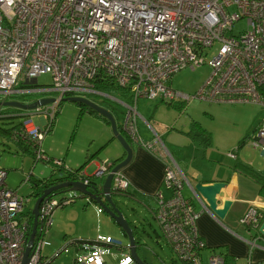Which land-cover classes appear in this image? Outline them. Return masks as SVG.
Here are the masks:
<instances>
[{
  "label": "built area",
  "instance_id": "obj_1",
  "mask_svg": "<svg viewBox=\"0 0 264 264\" xmlns=\"http://www.w3.org/2000/svg\"><path fill=\"white\" fill-rule=\"evenodd\" d=\"M239 22L246 28L235 33ZM204 65L212 72L194 95L168 85L180 71ZM47 74L51 85L35 86ZM102 87L120 95L114 99L126 109L120 126L130 143L164 161L161 187L169 195L159 189L153 211L161 237L181 264H204L206 244L197 228L199 213L184 195L187 186L194 192L193 187L175 165L157 126L141 116L138 105L147 100L188 106L201 100L254 105L264 113V0H0V102H20L8 99L32 93L53 94L20 102L54 99L33 110L3 115L5 109L0 108V118L21 117L11 141L34 153V165L46 162L55 173L62 167L72 171L64 161L48 157L42 144L65 98L106 95ZM140 121L151 132V140L143 138ZM249 141L264 155V115ZM227 156L237 159L235 151ZM115 166L105 161L94 177L105 180ZM7 176L0 166V264H23L33 228L27 209L30 199L20 189L10 188ZM80 182L88 185L89 181ZM111 188L114 195H125L130 182L118 171L113 173ZM74 202L53 198L41 205L40 230L27 264L52 262L43 251L53 215ZM263 213L257 205H249L238 224L264 239ZM249 243L257 246L256 241ZM207 261L229 264L218 252ZM246 264H264V260L249 258Z\"/></svg>",
  "mask_w": 264,
  "mask_h": 264
},
{
  "label": "rangeland",
  "instance_id": "obj_2",
  "mask_svg": "<svg viewBox=\"0 0 264 264\" xmlns=\"http://www.w3.org/2000/svg\"><path fill=\"white\" fill-rule=\"evenodd\" d=\"M245 28V23L239 22L236 24L235 33L243 31ZM211 72L212 68L208 65H204L195 70L185 69L172 76L168 85L172 89L181 91L185 94L194 95L211 75ZM51 82L52 78L50 75H42L38 78V82L35 86L45 88L49 87ZM101 91L106 95H88L87 98L99 106L103 108L105 107V109L112 113L116 123L121 125L124 121L126 109L121 103L115 100L121 98L120 95L113 88L102 89ZM44 96H53V94L32 93L26 96L12 97L8 100H18L20 102L25 101L28 103ZM146 101L147 100H141L139 102L138 112L147 120L152 119V122L157 123V132L161 135L165 148L171 152L170 154H172L175 159L177 158L175 154L177 149H187L190 144L191 146L192 144L199 145V147L201 146L198 141L188 135L192 128V124L196 122L212 134L213 143L212 146L207 148V150H213L211 151L213 160L219 162H221L220 160L230 161L229 158L226 157L229 152H232L230 145L237 142V140H240V135L242 134L241 131L250 124V121L254 116V110L247 108L253 107V105L250 106L248 104H220L195 100L188 106L177 109L175 107L176 105H170L163 101ZM254 107L261 109L258 106ZM0 108L7 111H16L18 109L3 106ZM81 111L82 109L78 104L63 101L60 105V112L56 117L52 132L42 144V150L46 152L48 157L62 159L65 165L74 169L87 167L89 162L98 156H100L98 158H101L102 160L109 157V159L116 162L117 165V157L107 156L109 154L108 152L113 151L114 146L122 147L119 140L115 138L112 141L110 139L111 137H114L112 128H108L106 124L93 115L85 112L81 113ZM261 112L263 116V109H261ZM19 118L21 117L0 119V126L4 123L3 126L7 127L9 125L7 122L10 123L12 120L18 122ZM161 124L168 126L170 128L169 133L173 136H163L161 134ZM141 130V133H143L142 136L144 135L143 137L149 135V131H146L144 127ZM249 136H247L245 140L247 142L245 144L246 146L251 145ZM242 138L243 137H241V140ZM184 152L187 154V152L190 151L184 150ZM23 155L24 153L18 148L17 144L13 143L10 138L0 133V162L9 170V177L6 182L11 188H20V185L25 183L24 180L27 179L32 167H34L32 160L33 157L31 155L22 157ZM200 163H203V167L205 165H209L207 167H212L211 163L213 162L204 158L197 160V166H199ZM198 170L199 169H196V171ZM53 172L54 168L52 164L39 162L35 165V168L31 173L34 174L33 178L43 179L50 177ZM92 173L93 169L89 171V174ZM187 189L185 190L186 195L189 193V188ZM19 191L23 196L31 194V188L27 184L23 185ZM65 196L79 198H77L76 202L73 204L58 208L55 211L54 226H52L50 232L45 238L48 245L43 251L44 255H47L49 259H54L57 252L67 246L72 239H79L80 232L85 233L86 230L91 232L93 227L96 229L98 228L96 221H94L96 219L95 214L94 219L91 214H84L85 209L88 208L89 205L87 199L81 197V193L69 191L58 195L57 198ZM30 199L33 201L31 203L29 202L28 208H31L32 210L35 205V199L32 197ZM114 200L126 218L129 216L130 220H139V223L143 222L144 224L143 228L145 229L146 234L143 233L142 227H140V225L138 226L140 228V235L144 237V246L139 250L142 257L148 258L149 260H147L150 264H181L174 257L165 240L161 237L159 226L149 212H143L138 209L139 213H135V211L130 210L124 205L126 197L122 195H114ZM132 205L134 204L129 201L128 206ZM74 208H76V210H73ZM59 213H65L68 217V225H66V227L64 226L67 237H64L65 233L60 231L59 233L56 232L55 235H57V237L55 239L51 232L58 230L57 218ZM106 215L109 216L108 214ZM131 216L134 217V219H132ZM73 218L74 222L72 223ZM114 225V229L117 233L114 235L123 239L125 244L129 245V241L122 232V229L116 224ZM108 232L111 233V231ZM82 256H84V250H79L76 246L70 244V246L56 259L52 260L51 264H74V260H79ZM203 258L204 264H208L207 257L204 254ZM112 260L113 261L111 262H114L115 264H121L119 258H113ZM239 264H241V262H239Z\"/></svg>",
  "mask_w": 264,
  "mask_h": 264
},
{
  "label": "crops",
  "instance_id": "obj_3",
  "mask_svg": "<svg viewBox=\"0 0 264 264\" xmlns=\"http://www.w3.org/2000/svg\"><path fill=\"white\" fill-rule=\"evenodd\" d=\"M175 107L177 109H181L184 106L178 104ZM253 107H247L250 110H254V116L250 121V124L241 131L242 134L240 136L243 137L242 140L240 137V140H237V142H234L233 144L230 145V147L232 148L231 151H235L237 155V159L235 161L229 158L228 156L226 157L229 158L230 161L220 160L221 162H219L213 160L211 155V151L213 150L209 151L201 146L199 147V145L197 146L196 144H192V146L190 144L189 148L187 149H183V150L177 149V152H175L177 157L176 159L171 154L173 156L175 165L179 169H181V171L186 175L191 185L201 182L202 184L220 183L226 186V192L223 201L225 200L231 201L232 206L230 207V210L227 213L225 219H223L222 221L217 220L208 211L205 202L201 198H199L196 193L190 190L188 186L187 188H189V193L187 195L185 194V190L187 189L186 188L184 190V195L187 199H189L193 203L196 211H198L199 213V218L197 220V228L202 240L206 244V249L203 252V254L206 257H208L212 252L222 253L226 256L227 262L229 264H239V262H241V264H246L249 258L254 261L264 260V239H257L256 231L249 230L238 224V219L246 211L249 205L252 204L257 205L258 207L262 208L264 212V188H263L264 181L260 179L261 176L264 177V155L258 152L257 150L253 149L251 145L250 146L245 145L247 143L245 141L247 136H249L253 132V130L257 127L258 123L260 122V118L262 117L261 109L257 107L254 108ZM141 116L144 119H146L143 115ZM149 121L152 122V119ZM152 123L155 125L157 124L154 122ZM117 126L120 125L117 124ZM109 127L111 126H108V128ZM143 127L146 131H149L147 126L144 124V122L140 121L139 122L140 131H142L141 129ZM160 127H161V134L163 136L164 135L173 136L171 133H169L170 128L168 126H166L165 124H161ZM148 134L149 135L147 137H143L145 140H151L152 138L151 132L149 131ZM115 138L116 137L114 136L111 137L110 139L113 141ZM212 143L213 142H211V146ZM130 145L133 149L132 160L126 167H124L121 170L122 174L130 182V189L127 193L128 197L124 196L126 197L124 205H126L127 208H129L130 210L135 211V213L138 212V209L142 210L143 212H149L151 216L154 218L153 211L156 207V200L154 198V195L159 189H162L161 186H162V180L165 170L164 161L150 154L143 148L137 147L136 145H132V144ZM113 148H114L113 151L108 152L109 154L107 156L117 157L118 159L117 163L122 162L126 158V152L124 148L116 147V146H114ZM184 150L186 151L188 150L190 152H187L186 154ZM22 157H27V155H23ZM98 157L93 158L89 162L87 167L81 169L84 176H91V177L94 176L95 173L101 168V166L105 161L107 160L111 161L109 157L103 160ZM204 158H207L208 160L213 162L211 163L212 167H207L209 165H205L203 167V163H200L199 166H197V160ZM0 166L6 169L5 165H3L1 162H0ZM242 166H247L251 171L255 173V176L250 172V170L249 171L243 170L241 168ZM67 167L72 168L70 166ZM34 168L35 165L34 167H32L27 179L24 180L25 183L20 185L21 187L25 184L29 185L31 191H32V186H31L32 183L30 180H28V178L34 177V174L31 173L34 170ZM91 169H93V173L89 174V171H91ZM196 169L199 170L196 171ZM6 170L8 172V176H7L8 178L9 170L8 169ZM43 179L38 178L37 180H43ZM20 188H12V189H20ZM162 191L165 196L169 195L167 191L163 189ZM26 197H29L30 199L32 196L30 197L29 195ZM32 201L33 200L30 199V203ZM36 201L37 199H35V202ZM129 201L132 202L134 205L128 206ZM88 205L89 207L85 209L84 214L86 215L91 214L93 219L95 214L96 219L94 221H96L98 228L96 229L93 227L91 232L87 230L85 233L80 232V238L72 239L70 243H68L67 246H65L63 249L69 247L70 244L76 246V248H82L81 250H84V256H82L79 260H77L79 264H115L114 262H111L113 261L112 260L113 258H119L121 260V264H136L130 255L128 248L129 245L125 244L123 239H120L118 238V236L114 235L117 233L114 229L115 223H113L112 219L109 216H107L103 212V209L98 207L97 205L93 203H90ZM27 209L29 211L31 208H27ZM73 210H76V208H74ZM54 216L55 213L53 215V226H54ZM127 217H128L127 218L128 221L131 222V224L135 227L136 231H138L139 234H140V228L138 227L139 225L140 227H142L143 233H145V229L143 228L144 225L143 222L139 223V220H130V217L129 216ZM67 218L68 217L66 216L65 213H59L57 218L58 230L51 232L53 233V237H55V239L57 237V235H55L56 232L59 233L60 231L62 233H65L64 237H67L66 236L67 234L64 230L66 225H68ZM132 219H134V217H132ZM73 222H74V218L72 220V223ZM108 231H111V233H109ZM140 238H141L140 239L141 242L144 243L143 242L144 237L140 235ZM249 241H256L257 246L252 247ZM47 245L48 244L46 241V248ZM63 249H60L57 252V254ZM45 257L48 256L45 255Z\"/></svg>",
  "mask_w": 264,
  "mask_h": 264
},
{
  "label": "water",
  "instance_id": "obj_4",
  "mask_svg": "<svg viewBox=\"0 0 264 264\" xmlns=\"http://www.w3.org/2000/svg\"><path fill=\"white\" fill-rule=\"evenodd\" d=\"M33 82H36L34 80ZM54 99H41L37 102L32 104H24L17 101H5L0 102V106L3 107H14L21 110H33L39 106L46 105L48 103L53 102ZM64 101L78 103L88 108L92 109L96 113L100 114L102 117L108 120L114 136L119 140L122 147L126 152V158L118 163L112 170V173L109 174L103 183L102 186V196H97L92 194L86 184L82 182H64L59 185L53 186L51 188L46 189L42 196H40L37 201L35 202L34 208L32 210V214L34 217L33 221V228L31 235L29 237L26 250L24 253V261L23 264H27L29 260V256L31 253L32 246L35 241V237L37 235L38 230H40L39 218H40V207L41 205L48 200V196L54 192L58 191L62 188H69V191H76L81 193L84 196H88L97 202L103 211L107 213L111 219L115 221V223L122 229V231L126 234L129 240V252L136 264H147L144 259L139 255L137 251V244L136 239L133 233V228L130 226L129 221L121 212L120 208L118 207L117 203L113 200L114 194L112 193V180H113V173L121 171L124 167H126L132 160L133 157V149L129 142L125 139V137L120 133L115 118L113 117L112 113L107 109L99 106L98 104L90 101L86 98L81 97H67ZM194 192L197 194L199 198H201L208 209V211L219 221L225 219L227 213L232 206V202L229 200L223 201L226 186L224 184L215 183V184H202L198 182L192 185ZM223 203V204H222ZM260 232L264 235V222L261 226Z\"/></svg>",
  "mask_w": 264,
  "mask_h": 264
},
{
  "label": "trees",
  "instance_id": "obj_5",
  "mask_svg": "<svg viewBox=\"0 0 264 264\" xmlns=\"http://www.w3.org/2000/svg\"><path fill=\"white\" fill-rule=\"evenodd\" d=\"M102 89H105V88L102 87ZM76 104H78V103H76ZM78 105L82 109L81 113L85 112V113L91 114L94 117H96V118L100 119L101 121H103L106 125L110 126V123L108 122V120L105 119L104 117H102L100 114L96 113L95 111H93L92 109L88 108L87 106H84V105H81V104H78ZM170 105H172V104H170ZM5 111H6V113H4ZM5 111L2 113L3 115L4 114H13L14 112L19 111V110L17 109L16 111H7V110H5ZM5 116H6L5 118L3 116L0 119L14 118L12 115H5ZM3 124L4 123H2L1 126H0V133L2 135H4V136L10 138V140H12L11 136L14 133V130H16L18 128V124L19 123H17L15 120H12L10 123L7 122V124H9L7 127L3 126ZM118 129H119L120 133L125 137V139L130 143L129 139L127 138L125 133L122 131L121 126H118ZM188 135H190L193 139L199 141L201 147H203L204 149H207L209 146H211L212 134L210 132L206 131L202 126H200L196 122H194L192 124V128H191L190 132L188 133ZM17 145L22 150L24 155H31L33 157V163H34V157H35L34 153L32 151H30V149L27 146H23V145H21L19 143ZM59 160H62V159H59ZM120 161H122V160H120ZM241 168L243 170H245V171H249L250 170L247 166H242ZM81 169L82 168H78V169H72L71 168L72 171L67 173L64 170V168L62 167V168L56 170L57 173L53 172V174L50 177H47V178H45L43 180L33 179L32 177L29 178V180L32 183L31 184L32 191H31L30 196H32L35 199H38L40 196H42L43 192L46 189H48V188H51L53 186L59 185V184L64 183V182H78V181L80 182L81 180H88L89 181L87 187H88V190L92 194L97 195V196H102L103 195L102 186H103L104 180L103 179H97L94 176H92V177L91 176H84V175L80 176L78 173L81 172ZM250 172L255 176V173L253 171L250 170ZM260 179L264 181V177L261 176ZM263 188H264V182H263ZM65 192H69V188H62V189H60L58 191L52 192L48 196V200H51L53 198H57L58 195L63 194ZM123 196H127L128 197V194L127 195H123ZM81 197L82 198L83 197L86 198L88 204L93 203V204H95V205H97L98 207L101 208V206L97 202H95L93 199H91L90 197L84 196V195H82ZM77 198H79V197H68V196H65V197L58 198V199L59 200L72 199V200H74L76 202ZM28 213H29V216L31 218V224L33 225L34 217H33V215H31V209L28 211ZM113 222L115 223L114 220H113ZM129 224L133 228V233H134V236H135V239H136V244H137V251H138L139 255L141 256L139 250H140V248L142 246H144V244L140 240V234L138 233V231H136L135 227L131 224L130 221H129ZM125 236H126V234H125ZM37 237H38V235H37ZM67 248L68 247H66L65 249H67ZM65 249L60 251L54 257V259H56ZM77 249L81 250L82 248H77ZM142 258L144 259V261L147 264H150L146 258H144V257H142ZM54 259H52V260H54ZM49 264H51V263H49ZM74 264H79V263H78L77 260H75Z\"/></svg>",
  "mask_w": 264,
  "mask_h": 264
},
{
  "label": "bare ground",
  "instance_id": "obj_6",
  "mask_svg": "<svg viewBox=\"0 0 264 264\" xmlns=\"http://www.w3.org/2000/svg\"><path fill=\"white\" fill-rule=\"evenodd\" d=\"M15 129V128H14ZM55 174V173H54ZM64 175V174H63ZM75 176V175H74ZM46 185V184H45Z\"/></svg>",
  "mask_w": 264,
  "mask_h": 264
},
{
  "label": "flooded vegetation",
  "instance_id": "obj_7",
  "mask_svg": "<svg viewBox=\"0 0 264 264\" xmlns=\"http://www.w3.org/2000/svg\"><path fill=\"white\" fill-rule=\"evenodd\" d=\"M113 200H114V198H113ZM115 201V200H114Z\"/></svg>",
  "mask_w": 264,
  "mask_h": 264
}]
</instances>
